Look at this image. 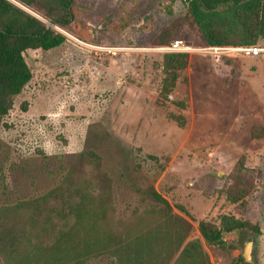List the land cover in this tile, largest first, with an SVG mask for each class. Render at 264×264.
<instances>
[{"label": "rangeland", "instance_id": "rangeland-1", "mask_svg": "<svg viewBox=\"0 0 264 264\" xmlns=\"http://www.w3.org/2000/svg\"><path fill=\"white\" fill-rule=\"evenodd\" d=\"M73 5L72 29L53 26L66 36L62 45L24 53L32 78L0 127V208L55 188L91 149L113 180L116 219L147 207L151 187L192 224L188 239L201 240L210 264H248L241 254L249 237L255 264H264V56L198 50L180 0ZM175 36L189 42V61L164 93L171 73L162 42ZM241 156L255 184L245 203H231L229 174ZM224 214L260 233L236 229L223 234V247L206 244L198 222ZM86 264L111 263L101 256Z\"/></svg>", "mask_w": 264, "mask_h": 264}, {"label": "trees", "instance_id": "trees-1", "mask_svg": "<svg viewBox=\"0 0 264 264\" xmlns=\"http://www.w3.org/2000/svg\"><path fill=\"white\" fill-rule=\"evenodd\" d=\"M180 1L201 47L251 46L264 40V0ZM73 3L0 0V127L13 98L32 78L24 53L50 50L65 42L66 36L53 26L72 29L77 19ZM188 61L187 52L164 54L163 68L171 75L164 80L162 92L172 89L175 72L186 68ZM229 178L227 200L245 203L255 178L244 156L236 161ZM144 194L149 199L147 207L134 209L131 219H116L113 180L102 169L100 155L84 149L55 188L0 208V259L3 264H86L105 256L111 264H210L201 240L188 239L192 224L153 188L147 187ZM244 228L260 233L257 224L226 214L218 223L200 220L197 225L203 241L219 247L225 244L224 233Z\"/></svg>", "mask_w": 264, "mask_h": 264}, {"label": "built area", "instance_id": "built-area-1", "mask_svg": "<svg viewBox=\"0 0 264 264\" xmlns=\"http://www.w3.org/2000/svg\"><path fill=\"white\" fill-rule=\"evenodd\" d=\"M162 49H164L168 53H183L191 50V47L185 44L181 40H175L170 44H168L167 46L163 47ZM198 50L209 51L210 53H214L215 55H220L221 53L234 52L242 56L259 57V56H264V43L258 42L257 44L251 46H237V47H230V46L207 47L206 46L199 48Z\"/></svg>", "mask_w": 264, "mask_h": 264}, {"label": "water", "instance_id": "water-1", "mask_svg": "<svg viewBox=\"0 0 264 264\" xmlns=\"http://www.w3.org/2000/svg\"><path fill=\"white\" fill-rule=\"evenodd\" d=\"M253 248H254V239L253 237H249L243 246L242 251V259L248 264H255V260L253 258Z\"/></svg>", "mask_w": 264, "mask_h": 264}]
</instances>
